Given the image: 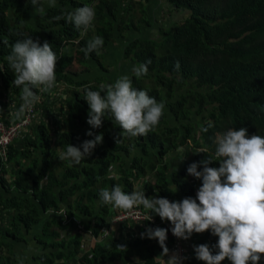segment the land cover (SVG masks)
<instances>
[{
  "label": "trees",
  "instance_id": "trees-1",
  "mask_svg": "<svg viewBox=\"0 0 264 264\" xmlns=\"http://www.w3.org/2000/svg\"><path fill=\"white\" fill-rule=\"evenodd\" d=\"M163 1L170 14H186L185 20L155 27V18L147 12L150 0H56L55 7L45 3V13L31 17L34 6L30 0H0L1 116L9 103L17 104L16 119L25 115L20 111V90L12 84L14 72L6 62L17 34L32 36L41 44L47 40L58 56L56 86L37 91L36 119L10 143L7 159L0 158V264H17L21 250L34 249L27 244L28 234L41 222L32 237L36 241L34 262L125 264L135 254L144 264H161L154 255L163 250L158 239L141 237L148 228H165L159 215L144 209L158 225L130 220L114 223L110 213L113 217L121 210L101 205L99 190L119 184L131 193L137 185L147 197L172 202L196 198L185 178L187 168L196 162L202 170V160L215 158L216 135L231 127H245L249 136H264V0ZM84 5L95 10L87 31L53 19ZM139 29H156L159 36H127ZM95 36L104 41L99 54L85 55L87 42ZM113 52H122L118 67L123 62L138 65L151 59L147 75L137 78L128 72V76L134 88L148 90L165 105L159 124L147 136L125 133L118 145L115 137L122 129L107 115L102 127L92 128L87 123L89 104L83 98L85 86L98 90L101 84L115 82L108 68L111 61L105 58ZM75 64L83 66L82 73L94 72L93 76H81L72 68ZM59 88L61 95H54ZM3 117L10 124L7 114ZM209 124L213 127L203 132ZM89 130L94 135L102 133L103 143L80 164L61 161L59 153L70 143L77 146L94 139L87 135ZM200 148L208 151L196 153ZM50 151L57 156V167L47 160ZM208 166L219 167L220 162L210 159ZM110 169L118 174L117 180L109 178ZM134 229L138 236L133 235ZM105 230L113 236L106 238ZM85 233L96 239L87 252L82 249ZM195 234L190 239L198 246L202 243L195 240ZM208 235L215 247L216 235L211 231ZM171 239L167 233L166 245ZM194 246L184 264H202L196 260Z\"/></svg>",
  "mask_w": 264,
  "mask_h": 264
},
{
  "label": "clouds",
  "instance_id": "clouds-1",
  "mask_svg": "<svg viewBox=\"0 0 264 264\" xmlns=\"http://www.w3.org/2000/svg\"><path fill=\"white\" fill-rule=\"evenodd\" d=\"M30 3L34 6V13L43 15L44 4L55 7L56 0H30ZM94 18V7L84 5L72 11L65 10L53 19H63L76 30L87 31ZM17 35L19 38L11 44L6 62L15 75L12 84L20 90L22 112L39 102L37 91L47 92L56 86L58 56L47 40L41 44L32 36ZM3 43L9 44L7 40ZM103 43L102 37H93L84 48L85 55L93 51L99 54ZM151 63L148 59L133 66L132 73L137 78L147 75ZM175 68L179 70V60L175 62ZM3 70L4 63H0V71ZM83 98L89 104L87 123L92 128L102 127L103 118L107 115L122 129L115 137L117 145L121 142L120 136L125 133L131 137L147 136L159 124L165 107L163 102L150 96L148 90L134 88L128 75H121L114 83L101 84L98 90L85 86ZM211 127L213 125L209 124L202 131L207 132ZM87 135L94 136V139L85 140L80 146L70 143L66 150L60 152L59 159L80 164L84 158L91 156L97 145L103 143V134L94 135L89 130ZM215 144V158L202 160V170L196 162L187 168L188 174L202 179L196 198L186 197L172 202L165 197H147L144 191L135 188L128 193L115 184L111 189L99 190V203L131 215H135L132 212L135 207H140L145 213V210H151L159 215L165 228H148L141 233V237L158 239L163 248L162 256L169 254L165 243L168 230L176 237L187 240L194 232L203 233L210 229L213 235L219 237L215 245L219 251L213 255L207 244L194 246L197 259L206 264H221L225 258L232 264H259L264 254V136H249L247 128L231 127L216 135ZM207 151V148H200L195 152ZM210 159L218 160L220 166H208ZM148 215V219L154 218ZM149 223L158 225L157 220ZM134 232L138 231L134 229ZM168 262L182 264L178 253H173Z\"/></svg>",
  "mask_w": 264,
  "mask_h": 264
},
{
  "label": "crops",
  "instance_id": "crops-1",
  "mask_svg": "<svg viewBox=\"0 0 264 264\" xmlns=\"http://www.w3.org/2000/svg\"><path fill=\"white\" fill-rule=\"evenodd\" d=\"M148 5H149V6H148V10H151V9H152V6H153V1L150 0V2L148 3ZM153 8H154V6H153ZM34 14H35V13H34V9H33V11H32L31 14H30V17L33 16ZM146 32H147V29H142V30L139 29V33L134 32V34H133V32L130 33V32L128 31V33H130V34L127 35V36H135V37H137V38H143V39H146V37H141L142 33H143V34H146ZM149 33H150V31H149ZM125 35H126V34H125ZM123 40H124V39H123ZM114 55H116V54L113 52V53H111V54L109 55V57H112V56H114ZM121 56H122V52H121ZM118 58H119V57H118ZM110 64L113 65V66L115 67V70L112 71V74H111V76L113 77V80H114V81H115L117 78H119V77H117V74L119 75L120 72L123 73L122 75H129L128 72H130V73L132 72V68H130V67H131V63H130V62H129V63L123 62V65H122V66H119V67H118L119 62L111 61ZM134 66H136V64H134ZM82 67H83V66H82ZM76 71H77V70H76ZM100 72H101V71H100ZM84 73L90 75V72H87V70H86V72H84ZM84 73L81 72V76L84 77ZM127 73H128V74H127ZM59 89H60V88H59ZM61 91H62V90H61ZM13 104H15V103H13ZM13 104H10V103H9V104L7 105V107H6L3 111H5V114H7V120H8L10 123L15 124V123L20 122V121L22 120V118H24V116L21 115L20 118H18V119H16V117H13L14 108H15V106H13ZM9 106H10V107H9ZM23 113H24V110H23ZM5 114L3 113V116H4ZM8 114H9L10 116H12L13 119L8 118ZM3 116L0 115V118L3 117ZM3 118H4V117H3ZM12 124H10V125H12ZM83 129H85V128H83ZM54 139H55V138H54ZM56 140H57V139H55V141H56ZM53 142H54V141H53ZM42 149H43V148H42V146H41V155H42V153H44V152L42 151ZM51 152H52V151L48 152L49 155H47V160L50 162V164L52 163V165H55V164H57V158H56L57 156L54 155V153H51ZM58 153H59V152H58ZM40 157H41V159H42L43 156H40ZM53 159H54V161H53ZM53 162H54V164H53ZM54 167H57V165H55ZM109 178H113V179H116V180H117V179H118V174L115 173V171H114L113 169H110ZM185 178L187 179L186 181H188V184L192 187V190H193V192L195 193V195H196V197H197L198 189H199V187L202 185V179H193L192 175L188 174V172H186ZM138 187H139V186L136 185V186H135V189H138ZM110 209H111L112 211H116V210H117L116 208H110ZM110 216H111V218H112V214H111V213H110ZM41 223H42V222H41ZM41 223H40L39 226H37L33 231H30L29 234H28V238H31V240H30V242L27 243V244H29V245H30L31 247H33L34 249H31V250H29V251H27V252L21 250V251L19 252V262H18L17 264H21V261L23 262V264H42L40 260H39V261H35V262L31 260V256H32V254L36 253V250H35V244H36V241H35V238H32V237H34V234H35V233L39 232L41 226L43 225V223H42V224H41ZM160 225H161V220H160ZM161 226H162V225H161ZM209 231H211V230L209 229V230H207V231H204L203 233H196L194 236H195V240H198V241H199L200 243H202V244H207V245L209 246L210 250L212 251V254L214 255L215 252H218V251H219V249L216 248V247H213V245H212V238H213V237H211V236L208 235ZM170 232H171V231L168 230L167 233H170ZM194 233H195V232H194ZM104 235H105V236L108 235L107 232H105ZM133 235H135V236L137 235V236H138V232H135V234H133ZM168 235H169V234H168ZM170 236H172V239L167 243V247H168V249H169V254H168V256H162V255H161L162 252H163V250H160V251L156 250V251H154L155 258H156L161 264H169L168 259H169V257L173 254V248H174L175 243L185 244V245H186V249H187V255H188L189 252L192 251V247L194 246V244L192 243V241H191L190 238L187 239V240H185V239H183V238H178V237L173 236V235H170ZM84 239H85V241L83 242L84 244H83V246H82V249H84V251L87 252V251L91 248V246L95 243L96 239L93 238L92 236H90L89 233H85V235H84ZM218 239H219V237L216 236V239H215L216 241L214 242V245L217 244ZM84 251H83V252H84ZM24 252H25V253H24ZM196 260H198V262H200V263H202V264H206L205 261L199 260V259H197V257H196ZM117 264H123V263H122V262H117ZM125 264H144V262H143L142 259H139L135 254H133V255H132V259H131V261H128V262H126ZM221 264H231V261H230L229 259L225 258V260L222 261Z\"/></svg>",
  "mask_w": 264,
  "mask_h": 264
},
{
  "label": "built area",
  "instance_id": "built-area-1",
  "mask_svg": "<svg viewBox=\"0 0 264 264\" xmlns=\"http://www.w3.org/2000/svg\"><path fill=\"white\" fill-rule=\"evenodd\" d=\"M60 90V89H59ZM54 92V95L60 96L62 93L61 91ZM24 118L18 123L15 124H6L3 120L0 119V158L6 160L7 159V151L8 146L10 143L15 141L22 132L29 127L33 121L36 119L37 112H36V103L33 104L30 108L26 107L24 108ZM135 215H131L129 213L124 212L123 210L119 211L117 214L114 215L113 222H126L130 220L131 222L135 224H141L145 221L155 223V219L151 217V219H148L150 216L145 213L140 207H135L132 210ZM169 235L175 236L172 231L168 233ZM173 253H178V255L181 257L182 264H184L186 258H187V249L185 244L181 243H175L173 248Z\"/></svg>",
  "mask_w": 264,
  "mask_h": 264
},
{
  "label": "rangeland",
  "instance_id": "rangeland-1",
  "mask_svg": "<svg viewBox=\"0 0 264 264\" xmlns=\"http://www.w3.org/2000/svg\"><path fill=\"white\" fill-rule=\"evenodd\" d=\"M151 1H153V6H154V8H153V6H152V9H151V10H147V12H148V14H149V17L151 16V19L154 20V18H155V21L157 22V24H156L155 27H157V26H159V25H161V24H163L164 26H168V25H170V24L173 23V22L182 23V22L185 20L186 14H182V13H178V12H174L173 14H170V13H169V10L167 9L166 4H165V2H164L163 0H151ZM148 6H149V5H147V8H148ZM138 11H139V10H138ZM167 14H168V15H167ZM141 30H142V29H141ZM150 30H152V29H147L146 34H143V33H142L141 37H146V39L149 38V37H150V39H156V37L159 36L158 32L155 31L156 29H154V30H152V31H150ZM149 31H150V34H151V35L149 34ZM118 57H119V58H118ZM120 57H121V53H120L119 55H114V56H112V57H109V55H108V56L105 57V58H108L107 63H109V61L120 62ZM133 66H134V65L131 64V67H130V68H133ZM72 68H74L75 70H77V71H79V72H81L82 69H83L82 66H78L77 64H75ZM108 68H110L112 71L115 70V67H114L113 65H111V64H109V67H108ZM93 73H94V72H91L90 75L93 76ZM131 73H132V72H131ZM61 90H63V89L60 88L59 91H61ZM63 92H64V91H63ZM13 106H15L16 113H18L19 111H18V109H17V104L15 103V104H13ZM51 106L55 107L56 110L59 109V107H57V106H54V105H51ZM9 107H10V106H9ZM13 117H15V114H13ZM13 117L10 116V115L8 114V118L13 119ZM195 120H196V119H194L193 121H195ZM85 133H86V132H85ZM85 133L83 132L82 135H84ZM53 137H54L55 139L58 138V136H56V133H54V136H53ZM54 138H53V140L55 141ZM55 144H56V143H55ZM56 145H57V144H56ZM77 146H80V144H77ZM59 154H60V153H59ZM55 165H57V164H55ZM55 165H54V166H55ZM51 212H53V211H51ZM114 223H116V222H114ZM118 223H120V222H118ZM105 232H107V234H108V235H106V238H110L111 236H113V232L104 231V233H105ZM260 261H261V264H264V257L261 258Z\"/></svg>",
  "mask_w": 264,
  "mask_h": 264
}]
</instances>
